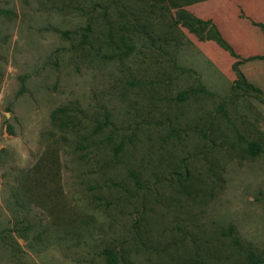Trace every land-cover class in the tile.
<instances>
[{
  "label": "rangeland",
  "instance_id": "1",
  "mask_svg": "<svg viewBox=\"0 0 264 264\" xmlns=\"http://www.w3.org/2000/svg\"><path fill=\"white\" fill-rule=\"evenodd\" d=\"M184 7L0 0V264H264V93Z\"/></svg>",
  "mask_w": 264,
  "mask_h": 264
},
{
  "label": "crops",
  "instance_id": "2",
  "mask_svg": "<svg viewBox=\"0 0 264 264\" xmlns=\"http://www.w3.org/2000/svg\"><path fill=\"white\" fill-rule=\"evenodd\" d=\"M195 18L210 22L233 49L235 58L215 41L199 43L198 49L224 73H236L264 93V0H203L186 5Z\"/></svg>",
  "mask_w": 264,
  "mask_h": 264
},
{
  "label": "trees",
  "instance_id": "3",
  "mask_svg": "<svg viewBox=\"0 0 264 264\" xmlns=\"http://www.w3.org/2000/svg\"><path fill=\"white\" fill-rule=\"evenodd\" d=\"M200 1H203V0H183V4L186 5H189V4H193V3H196V2H200ZM188 16L189 18H192L194 19L196 22L200 23V24H206V25H210L211 26V29L214 30L215 32V36L213 38V40L219 45L221 46L223 49H225L226 51L230 52L231 55L235 58H238L235 54V52L233 51V49L225 42V40L221 37V35L219 34L218 30L216 29V27L214 25H212L210 22H204L202 20H199L197 18H195L194 16H192L191 14L188 13ZM257 59H264V57H259ZM240 64L239 61H237L234 65H233V70L238 74V76L241 77V79L243 80L244 84L247 86V88L251 89L252 91L254 92H257V93H260V94H263V92L251 85L247 80L246 78L244 77V75L238 70V65ZM253 147V151L254 152H257L259 153L261 151V148L257 145V144H253L252 145ZM236 241V239H235ZM237 242V241H236ZM106 254L107 256L109 257V261L110 263L114 264L116 259H115V255L110 251V250H106Z\"/></svg>",
  "mask_w": 264,
  "mask_h": 264
}]
</instances>
